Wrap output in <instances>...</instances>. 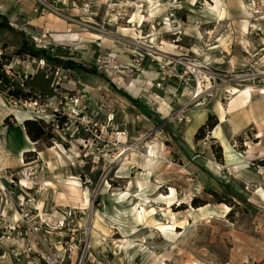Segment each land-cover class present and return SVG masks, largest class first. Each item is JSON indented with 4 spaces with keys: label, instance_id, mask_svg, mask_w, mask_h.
<instances>
[{
    "label": "rangeland",
    "instance_id": "1",
    "mask_svg": "<svg viewBox=\"0 0 264 264\" xmlns=\"http://www.w3.org/2000/svg\"><path fill=\"white\" fill-rule=\"evenodd\" d=\"M104 1L91 7L92 25L51 11L67 38L55 40L50 25L29 28L52 48L39 55L49 63V77L40 70L27 86L50 94L59 81L63 105L74 112L63 128H52L51 145L34 142L23 156L35 167L34 188L18 184L15 193L38 195L52 216V248L38 244L34 256L44 261L39 254H47L52 264H264V143L258 144L256 128L229 136L224 125L227 142L218 133L224 135L222 126L214 131L221 141L212 136L216 125L196 138L207 120L189 132L196 112L217 111L220 104L227 110L236 89L264 88V0H217L214 9L216 0H186L171 24L164 20L170 15L165 1L120 0L118 24ZM150 6L156 13L141 29L139 15H149ZM7 28L22 42L0 33L3 66L32 55L19 52L24 40L41 51L31 34ZM194 68L209 76L201 94ZM14 107L0 91L8 126L18 123L21 111ZM226 143L236 157H228ZM56 145L63 162L49 149ZM20 164L12 168L18 174ZM74 177L86 191L79 199L63 194ZM142 207L151 222L138 226L133 210ZM63 209L73 216L60 230L54 222Z\"/></svg>",
    "mask_w": 264,
    "mask_h": 264
},
{
    "label": "built area",
    "instance_id": "2",
    "mask_svg": "<svg viewBox=\"0 0 264 264\" xmlns=\"http://www.w3.org/2000/svg\"><path fill=\"white\" fill-rule=\"evenodd\" d=\"M98 0H36L37 4L33 8V11L38 15H46L51 11L58 13L61 16L70 18L73 21H81L83 23L93 24L92 10ZM162 1L168 4L170 15L165 17V23H170V19L174 16L175 10L183 8L186 0H153L154 4L160 5ZM107 4V13L114 23L118 24L123 17H119L116 11L117 2L120 0L104 1ZM256 1L253 0V5H256ZM193 4V3H191ZM128 5V4H127ZM112 8V9H110ZM1 9V7H0ZM111 10V11H110ZM126 10V9H124ZM91 16L90 19H83ZM106 16V17H107ZM114 18V19H113ZM131 16H128L129 20ZM111 20V21H112ZM1 21V13H0ZM79 21V22H80ZM147 22L141 19L140 27ZM11 26H16L15 23L10 22ZM199 24V22H198ZM125 27V26H124ZM153 27V26H152ZM22 29L27 34H31L32 38L36 41V45L41 50H48L51 47V41L47 42L46 37H39V33L29 30L27 25H23ZM49 30L46 29V33ZM46 33L43 36H47ZM177 35V33H175ZM177 40V38H176ZM174 43H176L174 41ZM164 47V45H159ZM177 46V44H175ZM3 55V49L0 46V56ZM23 62L22 72L15 68ZM47 67V68H46ZM49 63L45 57L36 55L28 56L24 60H16L9 64H4L2 70L11 81L4 86L2 93L7 95L9 102L15 104V111L24 112L28 118L41 119L47 123H51L52 128H63L69 120L68 116L74 114L72 111H67L65 105H63V98L60 91V82L52 84V92L43 93L41 90H30L27 86L29 80H33L40 70L46 72V78L49 77L48 71ZM48 69V70H47ZM61 66L55 67V74L58 80L61 79ZM16 72V74H15ZM13 76H16L18 84L14 82ZM1 83V81H0ZM21 90L27 91V95L15 94L12 91ZM6 107V105H5ZM75 108V107H74ZM14 114V111L11 110ZM64 114L66 116L64 123H60L58 115ZM77 115V113H76ZM19 173L18 170H14L10 167L0 169V264H52L53 259L47 254H39L44 261L40 260L38 255L34 256L36 252L40 251L37 249V245H42L43 248L51 249L52 243L50 238V228L52 216L50 213L44 211V206L37 202L38 195H18L15 193V189L18 184L21 186L23 191H29L34 188V181H31V177L34 174L35 167L31 161H26L23 157L20 161ZM45 184V183H44ZM8 185H10L8 187ZM46 185V184H45ZM13 186H15L13 188ZM59 213V212H58ZM73 211L63 209L56 217L54 224L55 228L60 230L63 229L72 219ZM38 218V219H37ZM42 235L43 239H39ZM38 237L39 241L36 240Z\"/></svg>",
    "mask_w": 264,
    "mask_h": 264
},
{
    "label": "crops",
    "instance_id": "3",
    "mask_svg": "<svg viewBox=\"0 0 264 264\" xmlns=\"http://www.w3.org/2000/svg\"><path fill=\"white\" fill-rule=\"evenodd\" d=\"M36 0H0V13L1 22L16 24V29L22 28L23 25H27L28 28L34 30H41L45 26L50 25L53 32V38H67V34L62 32L63 28H57L54 21L53 13L46 15H38L33 11L36 6ZM41 28V29H40ZM21 30V29H20ZM8 31V32H7ZM1 35L6 34L7 39L13 40L15 45L20 46L22 40L19 39V33L17 30L10 28L0 27ZM250 88V89H249ZM217 111L203 110L196 112L194 115L195 130L204 123L209 113L215 112L218 116V124L212 131V136L220 140L214 135L217 126L224 125L228 128V135L234 136L244 131L248 127L256 128V139L258 144L264 143V88L263 87H246L239 92L233 94L230 102L228 103L227 110L222 114L219 105L216 108ZM194 114V113H193ZM8 112L0 115V169L5 167L18 168L20 161L26 152L33 150L34 142L29 137L23 122L28 119V116L24 112H16L15 116L18 123L15 126H8L4 124L5 118ZM222 115L225 117V121L222 120ZM193 117V115H192ZM199 122V123H198ZM197 124V125H196ZM224 131V129H223ZM224 131V135H219L224 142L228 141V136ZM221 141V140H220ZM227 144V143H226Z\"/></svg>",
    "mask_w": 264,
    "mask_h": 264
},
{
    "label": "bare ground",
    "instance_id": "4",
    "mask_svg": "<svg viewBox=\"0 0 264 264\" xmlns=\"http://www.w3.org/2000/svg\"><path fill=\"white\" fill-rule=\"evenodd\" d=\"M147 1V0H146ZM150 1V0H149ZM153 2V1H152ZM216 2V5L213 7V9L214 8H217V6H218V2H217V0L215 1ZM151 3V2H150ZM158 5V4H157ZM150 8H151V6H150ZM218 10V9H217ZM155 13H156V10H155V8H151V10H150V13H149V15H139V19L140 18H142V20L143 21H149L148 19H147V17L148 18H150L151 16H153V15H155ZM140 14V13H139ZM218 14L220 15V16H222L223 15V12H221V10H218ZM136 17H138V13H134L133 14V18L135 19ZM168 27V26H167ZM125 30H128V28L127 29H125ZM98 37H99V35H98ZM101 37V36H100ZM99 37V38H100ZM143 38V37H142ZM155 41V40H154ZM165 43H166V41H165ZM194 64H196V63H194ZM197 66V65H196ZM198 67V66H197ZM192 69H193V67H192ZM194 71L195 72H197L199 75V82H198V90H199V93L201 94V93H203L204 92V87H205V85H207V84H209L210 83V80L208 79V77H207V74H204V71H201V70H198V69H196V68H194ZM197 76V77H198ZM247 87H251V86H247ZM254 87V86H253ZM250 89V88H249ZM240 90L239 89H236V91H235V93H237V92H239ZM197 92V91H196ZM234 93V94H235ZM197 96H198V94H197ZM219 108H220V111L222 112V114L225 112V107H223V105L222 104H220L219 105ZM225 117L222 115V120L223 121H225V119H224ZM194 122V121H193ZM195 128V122L194 123H192V124H190L189 125V132H191V130H193ZM218 133H219V135H221L222 133H221V131L219 132V130H218ZM50 150H52L54 153H55V157H56V160L59 162V161H61V162H63L64 161V153L62 152V151H60V150H58V146L56 145L55 147L53 146V147H50L49 148ZM226 149H227V151H228V157L229 158H234V157H236V154H235V151H232L231 152V147L230 146H228L227 144H226ZM231 152V153H230ZM151 153H154L153 151H151ZM230 153V154H229ZM122 154H125V152H122ZM70 179V178H69ZM68 179V180H69ZM75 179V180H74ZM76 177H74V178H72V180H74V181H72L71 180V182H69L68 180H66L65 181V186H64V192H63V194H69L70 196H72V197H75V198H82V196L84 195V193L86 192L85 191V189L84 188H82L81 186H80V184H79V182L78 181H76ZM47 185H54V182H52V181H48L47 182ZM171 195L172 196H174L175 194H176V191H175V189L174 188H172L171 187ZM84 197H86V196H84ZM87 198V197H86ZM85 198V199H86ZM119 200H120V202H122L124 199L123 198H119ZM149 212L150 211H146V209L144 208V207H142V209L141 210H137L136 208L133 210V221L138 225V226H142V225H146V224H148V223H150L151 221H150V219H148L146 216H148V214H149ZM147 218V219H146ZM160 229L162 230V231H166V230H168V229H170V230H173V226H169V227H165V226H160Z\"/></svg>",
    "mask_w": 264,
    "mask_h": 264
},
{
    "label": "trees",
    "instance_id": "5",
    "mask_svg": "<svg viewBox=\"0 0 264 264\" xmlns=\"http://www.w3.org/2000/svg\"><path fill=\"white\" fill-rule=\"evenodd\" d=\"M0 27H10V25L6 22H1L0 23ZM28 42L26 40L23 41V44L21 46V48L19 49V52H27L30 53L32 55H43L45 54V51L41 50V51H35L34 49H32L31 47H28ZM82 65H78V67H81ZM3 65L2 63H0V91L2 92L4 90V86L6 84H8L10 82L9 78L7 77V75L4 73V71L2 70ZM15 94H19V95H27L26 93H23V91L21 90H15L12 91ZM58 119L60 121V123H64L65 118L62 115H58ZM9 122L8 117L5 118L4 124L6 125ZM218 124V120L217 117L214 114L209 115L207 122L205 124H203L197 131L196 133V138H200L202 137V135L204 134L205 130L207 128H213L215 125ZM24 127L29 135V137L31 138V140L33 142H35L36 144H39L40 142L46 143V144H50L51 142L50 140L55 136V134L53 133L52 130V125L51 123H47L44 120L41 119H32V118H28L24 121ZM204 136V135H203ZM29 152H26L25 155L28 156ZM261 164L264 165V160L261 161Z\"/></svg>",
    "mask_w": 264,
    "mask_h": 264
}]
</instances>
